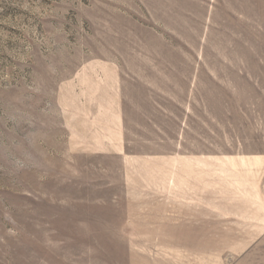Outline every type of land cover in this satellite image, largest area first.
<instances>
[{"label": "rangeland", "instance_id": "obj_1", "mask_svg": "<svg viewBox=\"0 0 264 264\" xmlns=\"http://www.w3.org/2000/svg\"><path fill=\"white\" fill-rule=\"evenodd\" d=\"M241 203L264 0H0V264H263Z\"/></svg>", "mask_w": 264, "mask_h": 264}, {"label": "crops", "instance_id": "obj_2", "mask_svg": "<svg viewBox=\"0 0 264 264\" xmlns=\"http://www.w3.org/2000/svg\"><path fill=\"white\" fill-rule=\"evenodd\" d=\"M226 212L235 214L237 219L241 220H246L249 221L248 223H239L238 225L234 227H264V207L263 206H248L244 203H241L239 205H234V206H228ZM223 214V213H222ZM223 218V217H222ZM228 227H233L231 225H228ZM262 237V236H261ZM261 240V239H260ZM256 255H264L263 252L257 253V251L253 252H247V256L249 258L255 257ZM260 264V263H258ZM264 264V263H263Z\"/></svg>", "mask_w": 264, "mask_h": 264}]
</instances>
